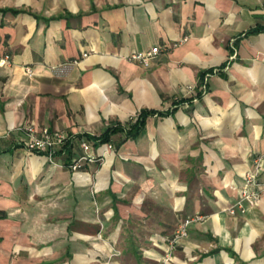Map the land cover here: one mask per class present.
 <instances>
[{
    "label": "crops",
    "instance_id": "obj_1",
    "mask_svg": "<svg viewBox=\"0 0 264 264\" xmlns=\"http://www.w3.org/2000/svg\"><path fill=\"white\" fill-rule=\"evenodd\" d=\"M6 54L0 264H158L188 217L170 264H264V191L228 211L264 155V0H0ZM143 109L98 165L24 146L32 124L81 153Z\"/></svg>",
    "mask_w": 264,
    "mask_h": 264
},
{
    "label": "built area",
    "instance_id": "obj_2",
    "mask_svg": "<svg viewBox=\"0 0 264 264\" xmlns=\"http://www.w3.org/2000/svg\"><path fill=\"white\" fill-rule=\"evenodd\" d=\"M160 51H162V48L156 45L148 51H140L133 54L132 58L148 65L151 58ZM9 58L10 56L7 54L1 55L0 63L7 62ZM27 71L32 73L31 68H27ZM23 131L26 134L24 146L27 150L43 153L50 161H54L60 154L68 156L66 151L58 153L68 140V136L63 133L52 132L48 127L37 128L32 124L23 127ZM79 146L82 152L79 154L74 152L69 162L67 164L64 162L71 170H78L86 162L95 161L97 159V154L99 155V153L95 151V143L86 137H83L79 141ZM105 147H107L108 150H112L115 149L116 146L113 142H109L105 143ZM263 164L264 155L260 154L255 156L253 166L245 174V183L240 188L237 199L228 207L229 213H244L248 205L258 202L264 191V183L260 180ZM193 219V217H188L178 226L173 237L168 240L166 252L158 264H170L176 243L180 237L187 234L188 226Z\"/></svg>",
    "mask_w": 264,
    "mask_h": 264
},
{
    "label": "trees",
    "instance_id": "obj_3",
    "mask_svg": "<svg viewBox=\"0 0 264 264\" xmlns=\"http://www.w3.org/2000/svg\"><path fill=\"white\" fill-rule=\"evenodd\" d=\"M260 28L257 27L253 29L252 31H257ZM154 110H148V109H143L141 112L138 114L137 118L135 121L129 122L127 127L124 128V126L116 125V126H110L108 127L103 133L99 135H89V138L92 139V141L97 144V143H109L112 142V136L119 130L124 129L128 135H136L141 132V130L144 127L145 123V117L153 113ZM73 141L68 138L66 143L62 146L61 150L58 153H62V151H66L68 154L67 156V161L65 163L67 164L73 155Z\"/></svg>",
    "mask_w": 264,
    "mask_h": 264
},
{
    "label": "rangeland",
    "instance_id": "obj_4",
    "mask_svg": "<svg viewBox=\"0 0 264 264\" xmlns=\"http://www.w3.org/2000/svg\"><path fill=\"white\" fill-rule=\"evenodd\" d=\"M104 149H105V151H108L107 147H105ZM112 150L114 151L115 149H112ZM95 151H96V150H95ZM77 154H79V153H77ZM58 159H60L59 156H57L56 159H55L54 161H57ZM104 159H105L104 154H99V155L97 154V159H96L95 161H91L90 163H95V165H98V164H100L101 162H103ZM62 163H63L64 166L68 167L66 164H64V161H63ZM68 168H69V167H68ZM69 169H70V168H69ZM70 170H71V169H70Z\"/></svg>",
    "mask_w": 264,
    "mask_h": 264
},
{
    "label": "bare ground",
    "instance_id": "obj_5",
    "mask_svg": "<svg viewBox=\"0 0 264 264\" xmlns=\"http://www.w3.org/2000/svg\"><path fill=\"white\" fill-rule=\"evenodd\" d=\"M233 185V184H232Z\"/></svg>",
    "mask_w": 264,
    "mask_h": 264
}]
</instances>
